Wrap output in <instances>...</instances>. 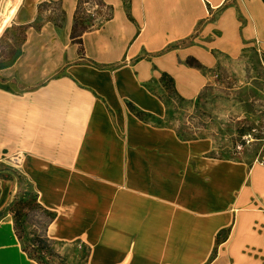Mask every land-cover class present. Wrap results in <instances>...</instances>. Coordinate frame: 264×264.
Wrapping results in <instances>:
<instances>
[{
    "label": "crops",
    "instance_id": "0c3cea01",
    "mask_svg": "<svg viewBox=\"0 0 264 264\" xmlns=\"http://www.w3.org/2000/svg\"><path fill=\"white\" fill-rule=\"evenodd\" d=\"M207 1L216 8L224 0ZM102 2L111 15L100 28L84 32L81 51L71 39L79 0H20L11 23L24 26L22 53L0 67L1 154L20 153L29 177L85 176L120 188L118 214L121 203L124 209L131 205L134 231L116 239L133 241L130 264H208L218 232L250 203L264 207V163L206 155V141L182 139L160 122L167 115L163 74L176 76L184 97L199 91L198 69L189 74L179 59L191 55L202 63L208 55L198 47L187 54L174 51L208 13L205 0ZM52 3L61 24L46 19L37 29L40 7ZM252 7L254 29H264V8ZM4 197L0 180V264H39L23 251L12 214L1 212L9 205ZM174 207L183 210L182 223L199 226L197 231H135L136 225L168 223L158 216ZM250 237L230 235L213 264L222 257L229 264H252L254 253L264 255V238ZM122 249L118 244L119 254ZM125 259L120 264H128Z\"/></svg>",
    "mask_w": 264,
    "mask_h": 264
},
{
    "label": "rangeland",
    "instance_id": "374dc122",
    "mask_svg": "<svg viewBox=\"0 0 264 264\" xmlns=\"http://www.w3.org/2000/svg\"><path fill=\"white\" fill-rule=\"evenodd\" d=\"M8 2L15 0L1 1L0 22ZM256 4L264 8V0H224L216 8L205 0V12L208 13L198 22L192 35L181 44L169 45L163 50L171 51L176 46L174 52L187 54L189 48L198 47L208 55L209 60L202 63L191 55L179 59L189 74L198 69L201 76L198 93L192 98L182 96L173 73H169L173 81L161 82V97L167 106V115L160 122L176 129L182 139L206 141L209 144L206 155L248 165L264 163V29H254L258 28L256 23L254 25L252 7ZM55 8L54 3L42 5L39 22L48 19L60 25L61 16ZM110 15V8L102 0H79L76 28L78 32L100 28ZM250 23L253 28H249ZM7 26L0 37V63L3 64L13 59L24 40V26L14 21ZM259 27L264 28V22ZM143 117L148 118V115ZM19 155L7 149L2 155L0 149V180L5 188L3 201L11 208L16 200L33 201L32 197L36 196L38 201L58 211L50 218L49 213L32 203L23 209L28 215L23 217L21 229H15L13 219L14 233L23 236V241L19 240L21 246L23 242L29 244L36 239L37 234L50 242L36 253L35 261L42 264H120L126 257L125 262L130 264L133 241L116 239L118 233L134 231L131 205L124 209L121 203L118 214L117 192L120 188L85 176L29 177L23 170V160H15ZM125 204L131 203L125 200ZM259 204L258 201L250 203L234 216L233 225L222 227L208 264L214 263L216 251L224 247L221 243L232 234L233 238L235 233L264 238V212H260L264 207ZM4 211L9 212L5 207L1 212ZM163 211L159 220L166 219L168 223L136 225L135 231H197L199 226L182 223L186 217L182 209L174 207L169 214V211ZM143 243L147 245L149 241ZM118 244L123 248L121 254L116 250ZM254 254L258 256L251 258L252 264L256 261L264 264V255ZM229 259L222 257L215 264H229Z\"/></svg>",
    "mask_w": 264,
    "mask_h": 264
},
{
    "label": "trees",
    "instance_id": "16d2710c",
    "mask_svg": "<svg viewBox=\"0 0 264 264\" xmlns=\"http://www.w3.org/2000/svg\"><path fill=\"white\" fill-rule=\"evenodd\" d=\"M78 9H79V3H78V8L76 10V13L74 15V25L72 27L71 39L73 42L79 43L80 49H81V51H83L82 35L84 34L85 31H87V29H83L80 32H78V30L76 28ZM39 21H40V16L36 20V24H35L37 29H40L41 25H42V23H40ZM21 53H22L21 49H18L17 52L15 53L13 59L7 64L0 63V67L12 65L15 62V60L21 55ZM165 80L173 81V78H171V76H169L168 74H163L162 81H165ZM137 115L142 117L143 114L141 112H137ZM32 200L33 201L27 200V198H21L19 200H16V202L12 204L11 208H10V204L8 205L9 207L7 206L9 212L13 216L14 225H15L16 230H19L22 228V225H23L22 219L24 216L28 215L25 212H23V209L31 206L32 203L35 205V207L42 208V210L44 212L49 213V215L51 216L50 218H54V216H55L54 212H51V211L45 209L42 206V204L37 200L36 196H33ZM16 206H18L19 209H15ZM51 220H53V219H51ZM16 235L20 241L21 240L23 241L22 235L18 234V232L16 233ZM26 244L27 243L23 242V246H22L23 251L26 252L31 259L36 260L35 259L36 253L39 254L41 252V250H43L44 248H46L47 245L50 244V242L48 240H45L43 235L37 234L36 239H34L33 241H30L29 244H27V245ZM38 258H39V255H38ZM37 262L39 264H42L39 261H37Z\"/></svg>",
    "mask_w": 264,
    "mask_h": 264
},
{
    "label": "bare ground",
    "instance_id": "6f19581e",
    "mask_svg": "<svg viewBox=\"0 0 264 264\" xmlns=\"http://www.w3.org/2000/svg\"><path fill=\"white\" fill-rule=\"evenodd\" d=\"M20 0H15V2H8L6 8L4 9V17L3 21L0 22V36L3 34L4 27L9 25L16 13L17 5L19 4ZM5 24V26L3 25Z\"/></svg>",
    "mask_w": 264,
    "mask_h": 264
},
{
    "label": "built area",
    "instance_id": "2783aa9c",
    "mask_svg": "<svg viewBox=\"0 0 264 264\" xmlns=\"http://www.w3.org/2000/svg\"><path fill=\"white\" fill-rule=\"evenodd\" d=\"M15 160H21V155L16 156V157H15Z\"/></svg>",
    "mask_w": 264,
    "mask_h": 264
}]
</instances>
